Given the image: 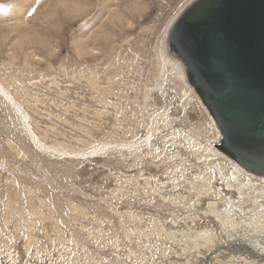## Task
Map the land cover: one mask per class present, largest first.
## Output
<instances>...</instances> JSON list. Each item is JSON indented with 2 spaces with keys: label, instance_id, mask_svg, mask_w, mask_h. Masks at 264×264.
Returning a JSON list of instances; mask_svg holds the SVG:
<instances>
[{
  "label": "rangeland",
  "instance_id": "1",
  "mask_svg": "<svg viewBox=\"0 0 264 264\" xmlns=\"http://www.w3.org/2000/svg\"><path fill=\"white\" fill-rule=\"evenodd\" d=\"M191 1L0 0V83L40 140L85 150L158 124L138 151L61 157L32 143L0 95V264H264L247 246L264 250L263 184L214 148L218 128L190 85L164 89L166 35ZM185 138L221 159L202 163ZM208 184L213 196L186 204Z\"/></svg>",
  "mask_w": 264,
  "mask_h": 264
},
{
  "label": "water",
  "instance_id": "2",
  "mask_svg": "<svg viewBox=\"0 0 264 264\" xmlns=\"http://www.w3.org/2000/svg\"><path fill=\"white\" fill-rule=\"evenodd\" d=\"M168 44L212 116L223 152L264 178V0H196Z\"/></svg>",
  "mask_w": 264,
  "mask_h": 264
},
{
  "label": "bare ground",
  "instance_id": "3",
  "mask_svg": "<svg viewBox=\"0 0 264 264\" xmlns=\"http://www.w3.org/2000/svg\"><path fill=\"white\" fill-rule=\"evenodd\" d=\"M194 1H196V0H192L190 3H188L186 6H184V8L180 11V14L178 15V17H177V19H176V21L174 22L173 25H175V23L178 21L180 16L186 10V8H188ZM173 25H172V27H173ZM171 28H170V30H171ZM169 35H170V31H168V33L166 35V39L168 38V41H169ZM84 44H86V43H84ZM165 55L168 58V62H169L168 63V66H169L168 70L169 71H168V73L166 75L165 85H164L165 91H167V93H170L168 91L169 87H168V89L166 87H167L168 84H171L173 80H176V78L181 80V81H183L186 86L190 85V87L194 90V88L190 84V81H189V79L187 77L185 66L177 58V55H176L175 51H172L171 53L169 52V44L167 45V41H166V44H165ZM167 82H168V84H167ZM194 92H195V90H194ZM0 95L3 97V99L6 101V103L11 108H13L12 110L18 116V119L20 121L21 126H20V124H18V125L21 127L22 131L25 130V132L28 135V137H30V139L32 140V143H34L40 150H42V151H44L46 153H49L51 155L53 154V155H58V156H61V157L64 156V155H71V156L81 157V156H85V155L104 154L108 150H110V149H112L114 147L115 148L116 147H118V148H126V149H129L131 151H133V150H137L138 151L139 149H142L144 147V145L146 146V145H149L151 143V141L153 139V136H154V134H155V132H156V130L158 128L157 127L158 124L154 121V123H152L153 124V128L151 127V129L148 131L146 139H141V140H138V141H135V142H128V143L125 142L124 144H120V143H114V144L101 143V144H99L97 146H91V147H89L88 149H85V150H77V149H74V148H72L70 146L63 145V144L48 145L45 142H43L42 140H40L35 135V133H34V131L32 129V126L29 123L30 122V118H28L27 114L22 109L23 107L21 106L19 101L15 99V97L11 93V91L7 87H5L2 83H0ZM171 95H173V94H171ZM218 134H219L218 135V139L216 141L212 142L214 148L218 147V146L215 145V143L216 144L219 143L220 138H221L219 131H218ZM185 142H186V144L188 146H190V149H193V150L196 151V153H197L196 158L197 159H201V162L202 161L206 162V161H209V160L214 159V158H217L219 160L221 159L220 155H218L217 153H215L214 151L209 149L206 145H204V144H202L200 142H196V141H194L192 139H188V138H185ZM218 149H219V147H218ZM218 149H217V151L219 152ZM221 149H222V147H221ZM222 155L225 156L224 154H222ZM226 158L228 160H230L246 177H248L249 179L254 180L256 182H260L261 184H263L262 186L264 188V178L263 177H258V176H255L253 174H250L249 172H246L236 162H234L233 160H231L228 157H226ZM195 178L197 179V177H195ZM240 186H242V185L240 184ZM194 191L195 192H193V194H192L193 196H191L190 201H189V199L186 200V204L188 203L189 206H195V205L200 204L202 199L205 196H209V197L213 196V190H212V186L210 184L206 185L203 188L196 187V185H195V190ZM179 199L180 198L176 199V201H178ZM216 208H217L216 204H212L210 202L207 204V209L209 210V212L211 214H213V216L215 218H219L220 220L224 221L223 223H228L227 222L228 220H224L222 215L216 210ZM261 220H262V218L260 217V214H259V216H255V218L253 220V226H251V228L253 230L257 231V233L262 232ZM233 226H234V229H239V230L240 229H247L248 230V228H250V225H248L247 223H242L241 221H239V222L231 221L230 227L232 228ZM196 235L200 236L198 233ZM204 235L206 237H208V236H211L212 233H211V231H205ZM247 246L250 249L256 250L258 254L264 253V250L261 249V244L260 243L254 244V243H252L250 241H247ZM251 253H252V251H251Z\"/></svg>",
  "mask_w": 264,
  "mask_h": 264
},
{
  "label": "snow or ice",
  "instance_id": "4",
  "mask_svg": "<svg viewBox=\"0 0 264 264\" xmlns=\"http://www.w3.org/2000/svg\"><path fill=\"white\" fill-rule=\"evenodd\" d=\"M29 15H31V13H29Z\"/></svg>",
  "mask_w": 264,
  "mask_h": 264
}]
</instances>
